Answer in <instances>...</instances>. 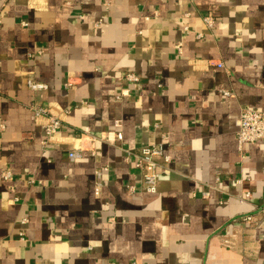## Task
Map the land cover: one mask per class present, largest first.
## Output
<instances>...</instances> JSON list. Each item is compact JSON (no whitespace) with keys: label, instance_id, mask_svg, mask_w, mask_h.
<instances>
[{"label":"crops","instance_id":"0c3cea01","mask_svg":"<svg viewBox=\"0 0 264 264\" xmlns=\"http://www.w3.org/2000/svg\"><path fill=\"white\" fill-rule=\"evenodd\" d=\"M34 103L64 115L44 147ZM245 108L264 112V0H0V264H264ZM152 144L147 193L125 150Z\"/></svg>","mask_w":264,"mask_h":264},{"label":"built area","instance_id":"2783aa9c","mask_svg":"<svg viewBox=\"0 0 264 264\" xmlns=\"http://www.w3.org/2000/svg\"><path fill=\"white\" fill-rule=\"evenodd\" d=\"M205 22L208 25L212 24L211 17H206ZM198 37L201 35L198 34ZM177 49L180 51V44L177 45ZM218 67H222V63H217ZM124 78L129 82H137L139 80L138 76L135 73H127L124 75ZM27 87L33 93L45 91L47 89V85L42 82H38L32 78L27 79ZM74 87V83L67 79L63 84V88L66 90H70ZM127 91H123L121 95H118L117 98L121 96H126ZM224 94H228L225 92ZM32 119L33 121L43 122L41 126L44 131L45 141L43 142V147L47 140L54 138L61 129L62 125V116L57 115L55 112L51 111L49 106H41L37 103L30 105ZM65 111L63 114H66ZM237 130H236V139L237 145L239 148H242L246 143H252L258 140L264 139V112L251 110L248 108L242 109L239 117L236 121ZM121 123L120 120L114 121V127L116 130V139L120 141L122 139L121 132ZM2 128V125H0ZM127 154V158L130 157L133 159L134 167L138 170L141 180L142 189L147 193H155L157 191V185L159 181V170L164 167V164L169 163V156H167L163 148L160 144H152L148 146H144L137 151H129L125 150ZM79 156L77 150L73 149L68 152L69 159H75ZM104 170H107L104 168ZM102 172L99 170L95 171V176L97 179H100ZM1 177L3 180H10L12 178V172L8 169H5L1 173ZM96 187H100L99 181L96 183ZM129 193L133 194L135 189L133 186H129L127 188ZM249 194H246L245 197H248ZM246 221H252L251 215H246L243 217ZM25 222V220H22ZM20 239L23 240V233H20ZM227 243V242H226ZM112 264V263H108Z\"/></svg>","mask_w":264,"mask_h":264}]
</instances>
